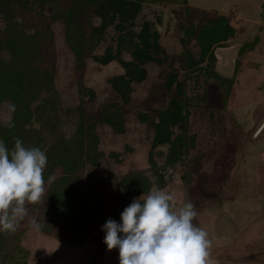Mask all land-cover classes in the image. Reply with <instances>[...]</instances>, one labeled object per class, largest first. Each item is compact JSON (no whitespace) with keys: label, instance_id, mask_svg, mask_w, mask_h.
<instances>
[{"label":"trees","instance_id":"1","mask_svg":"<svg viewBox=\"0 0 264 264\" xmlns=\"http://www.w3.org/2000/svg\"><path fill=\"white\" fill-rule=\"evenodd\" d=\"M172 1L0 0V105L6 104L9 112L6 122L0 120V141L11 150L18 138L25 147L40 148L47 156L43 173L44 210L36 218L41 225L37 229L39 232L49 234L53 226L77 231L82 226L97 223L100 215L92 207L96 196L83 192L81 173L84 166L97 167L104 158L120 162L119 152L103 154L97 149V127H105L115 135L124 133L133 86L140 85L145 79L146 64L164 67L160 71L159 86L148 89L141 102L143 108L133 112L134 119L150 134L146 152L148 167L104 182L114 189L118 201H124L146 196L154 187L161 190L167 182L166 170L179 167L182 181L190 177L187 158L196 145V135L187 132L189 110L199 109L208 116L216 113L218 108L226 110L239 60L252 52L260 39L254 35L239 44L231 76L222 77L215 71L214 50L226 48V42L233 37L230 20L220 13L206 16L202 11H192L184 5L182 21L176 25L180 50L166 55L152 22L137 24L135 20L143 5ZM185 3L182 0L180 4ZM56 22L62 27L76 75L77 104L71 109L61 106L55 89L54 51H49L47 58L48 50H43L52 43L50 26ZM109 29L114 33L110 40L105 39ZM107 40L109 45L100 54H95L97 47ZM122 52L127 53V60L121 59ZM88 60L100 66L115 61L122 69L121 74L107 80L112 100L92 113L86 111L85 105L94 99V92L82 82L83 67ZM184 81L193 86L199 81L210 86L217 105L210 104L206 91L193 97L184 96ZM157 97L165 105L149 106ZM166 99L168 102L173 100L182 109L179 123L175 110L170 109ZM175 126H179L178 133H173ZM161 147L165 150L163 161L157 164L154 156ZM56 170L58 176H54ZM49 177L53 179L49 180ZM99 182L102 181L96 184ZM123 211L113 210L111 217L119 222ZM42 219L49 221L48 224L43 225ZM23 237L22 230L10 233L0 229V264H23L21 261L26 254L21 246Z\"/></svg>","mask_w":264,"mask_h":264},{"label":"rangeland","instance_id":"2","mask_svg":"<svg viewBox=\"0 0 264 264\" xmlns=\"http://www.w3.org/2000/svg\"><path fill=\"white\" fill-rule=\"evenodd\" d=\"M181 1L143 5L135 21L137 24L141 21L152 22L159 45L166 55L176 54L180 50L176 25L182 21L181 10L184 5L192 11H202L206 16L220 13L237 25L236 35L227 43L234 53L239 44L257 35L259 44L253 50L255 55L249 60L255 62L256 66L238 67L228 105L233 100L238 107L242 103L256 102V114L259 115L264 110V95L261 92L264 88V0H185L183 5ZM50 28L52 43L43 50H48L47 58L49 51H54L55 89L60 96L61 106L71 109L77 104L72 56L65 45L60 23L56 22ZM113 36L112 29H109L105 39L110 40ZM109 40L101 43L94 53L100 54L109 45ZM128 58L127 53H121L122 60ZM144 67L145 79L140 85L133 86L124 133L115 135L105 127H97V149L103 154L119 152L120 162L104 158L97 167L84 166L81 173L83 192L96 196L92 207L100 215L97 223L82 226L77 231L50 226L49 234L41 233L33 227L32 221H36L37 216L43 213V202L26 204L27 216L17 227L18 231H24L21 241L26 251L21 261L23 264H119V249L108 251L104 243L106 233L102 228L109 219L114 220L111 211L125 209L134 199L118 201L114 189L104 181L120 179L122 175L148 167L146 152L150 134L144 125L134 119L133 112L143 108L141 102L147 90L159 86L160 71L164 67L154 64ZM121 73L122 69L115 61L105 66L90 60L85 62L82 82L94 92V99L85 105L88 113L95 112L103 103L112 100L107 80ZM206 85L199 81L193 86L184 81L183 94L193 97L200 91H206L210 104L217 105L214 90ZM155 101L149 106L159 108L165 105L159 97ZM167 105L175 110L179 123L182 109L173 100ZM229 106L226 110L218 108L212 116L199 109L189 110L187 132L196 135V145L187 158L190 162V177L182 181V169L179 167L172 171L166 170L164 175L167 182L161 190L173 197L170 203L176 210L188 202L194 205L197 215L192 223L208 234L212 264H264V178L261 168L264 130L257 139H251L253 131L249 134L243 132L229 116ZM8 118L7 105H0V120L6 122ZM178 132L179 126H175L173 133ZM164 151L162 147L157 148L154 156L157 164L162 163ZM58 174L56 170L54 176ZM97 181L103 183L96 184ZM48 222L42 219L43 225Z\"/></svg>","mask_w":264,"mask_h":264},{"label":"clouds","instance_id":"3","mask_svg":"<svg viewBox=\"0 0 264 264\" xmlns=\"http://www.w3.org/2000/svg\"><path fill=\"white\" fill-rule=\"evenodd\" d=\"M46 166L40 148L25 147L17 138L9 150L0 141V229L14 233L27 216L26 204L42 202ZM171 201L154 187L124 209L122 223L109 219L103 225L104 243L108 251L119 249V264H212L208 234L192 223L194 205L176 210ZM32 225L41 227L35 220Z\"/></svg>","mask_w":264,"mask_h":264},{"label":"crops","instance_id":"4","mask_svg":"<svg viewBox=\"0 0 264 264\" xmlns=\"http://www.w3.org/2000/svg\"><path fill=\"white\" fill-rule=\"evenodd\" d=\"M230 26L234 29V35L231 39L234 38L236 35V32L238 30L237 25H234V23L230 20L229 22ZM229 39V41H231ZM256 49V48H255ZM179 52V51H178ZM177 52V53H178ZM236 52V51H235ZM252 52H248L245 55L242 56L240 59L239 67H249L254 68L256 63L250 62V57L255 55ZM214 56H215V71L217 74H219L222 77H229L232 74V65L235 57L234 51L230 49V47L226 48H219L217 50H214ZM256 57V56H255ZM264 87V83L262 85ZM233 90L231 91V93ZM262 94L264 95V88L261 90ZM229 106V105H228ZM258 104L256 102L253 103H246V104H240V106H236V101H232V103L229 106V116L234 120V122L240 126V128L243 130L244 133L249 134L251 133V139H257L261 132L264 130V110L259 112V115L256 114V107ZM258 113V112H257ZM256 119H254L255 117ZM253 116V118H252ZM261 168L263 170V178H264V155H262V163Z\"/></svg>","mask_w":264,"mask_h":264}]
</instances>
